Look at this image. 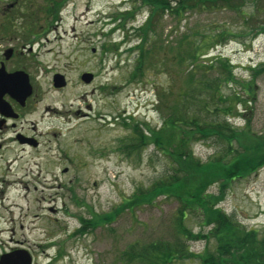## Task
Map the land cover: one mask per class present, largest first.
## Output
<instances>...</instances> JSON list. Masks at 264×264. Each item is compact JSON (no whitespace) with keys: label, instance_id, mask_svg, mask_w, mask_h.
<instances>
[{"label":"rangeland","instance_id":"374dc122","mask_svg":"<svg viewBox=\"0 0 264 264\" xmlns=\"http://www.w3.org/2000/svg\"><path fill=\"white\" fill-rule=\"evenodd\" d=\"M61 1L49 20L0 18V56L13 49L7 66L26 70L35 88L20 126L40 143L19 144L13 129H0V256L24 249L33 264H139L123 259L128 249L172 241L181 219L190 236L170 264H202L217 248L214 226L179 195L195 182L170 179L176 169L177 177L187 171L161 153L154 135L163 134L164 117L187 103L190 91L204 97L189 77L194 71L201 78L195 69L214 57L215 76L228 84L220 85L224 105H212L232 114L204 112L203 119L228 123L232 149L250 159L254 147L264 154V0L180 15L157 9L134 79L150 7L143 0H67L59 7ZM188 50L198 57H175ZM84 73L93 74L91 83ZM56 74L64 87H55ZM224 148L217 137L193 146L211 196L208 208L262 238L264 159L256 172L226 177V165L217 161Z\"/></svg>","mask_w":264,"mask_h":264},{"label":"trees","instance_id":"16d2710c","mask_svg":"<svg viewBox=\"0 0 264 264\" xmlns=\"http://www.w3.org/2000/svg\"><path fill=\"white\" fill-rule=\"evenodd\" d=\"M66 1L62 0V3ZM236 1L238 0H143V6H149L151 14L141 27H144V34L139 38L138 50L140 51L138 55L140 59L137 70L131 74V79H134L136 75H140L141 70L139 68L144 64L145 57H147V52L145 54L146 49L144 47H146L147 37L151 35L149 34L151 30V19L155 17L154 14H156L157 9L161 8L162 10L160 12L163 15L167 11L180 15L192 10H199L200 8L207 10H215L223 7L232 8L236 5ZM62 3H59V7ZM192 54H195V50L192 52L188 50L186 55L185 52L180 51L179 53L176 52L175 57H180L181 62L191 57ZM202 55L203 53L199 52V56ZM195 56L198 57L196 54ZM207 59L209 62L208 65L202 66L204 69H195L201 73V78H197L194 71L191 72L193 74L189 77L190 85H193L191 89L205 91V93L202 92L204 97H199V94L196 95L194 90L190 91L184 99L185 101L188 100L187 103L184 102L183 106L180 107L176 106L171 112L166 114L160 133L163 134H155L153 142L160 148L162 154H168V156H171L176 161V167H178V163L182 164L178 167L179 171H187V174L183 176L178 174L177 177L176 169L169 176L173 182L176 181L175 183L185 185L188 182L183 181L187 179L194 180L195 186L187 189L184 193L179 192V195H184L186 201L193 205V208H190L191 210L200 208L203 212V217L206 219L205 223L214 226L212 228V234L217 241V248L214 253L202 257V264H264V236L261 238L255 230L243 228L232 217L222 214L219 210H215L211 206L208 208V202L211 201V196L205 194L204 188L207 187V184L201 180L203 177H201L202 170L199 168L200 163L194 158V152L192 151L194 144L198 141L209 137H217L220 141L224 142L225 146L219 154L221 159L218 158L217 161H221L223 165H226V177L229 175L234 178L256 172L264 159V154L259 155L255 147L253 150L257 156L250 155L251 159L246 156L247 154H244V151L239 152L232 149L235 136L229 129L226 121L221 122L219 119H203L204 112L205 114L216 113L218 117L222 114L225 118L232 114L230 112H224L223 114L219 105H212L215 101H221L220 104L224 105L225 98L223 97L220 85L222 83L228 84V79H223L222 76H215L216 70H213L214 57H208ZM232 72L233 70H228L226 73L228 77H230L229 75ZM131 117V114H129L127 119ZM225 132H230L231 134L226 135ZM160 136L162 137L161 139L159 138ZM163 137L165 138L164 140ZM184 177L186 178L185 180ZM207 177L212 179V175H207ZM188 212L189 210L187 209L182 213L184 220L188 216ZM179 224V229L174 234L172 241L156 240L145 246L138 243L133 244L123 256V259L126 261L135 260L139 264H170L183 255V252L186 250L185 240L187 236H190L181 219Z\"/></svg>","mask_w":264,"mask_h":264},{"label":"flooded vegetation","instance_id":"af4514ba","mask_svg":"<svg viewBox=\"0 0 264 264\" xmlns=\"http://www.w3.org/2000/svg\"><path fill=\"white\" fill-rule=\"evenodd\" d=\"M40 4L39 0H0V18H6L8 23H16L19 19L27 17L28 20L33 18L44 17L45 20L55 18L58 7V0H43ZM62 3V1H61ZM64 3V2H63ZM5 25V22H4ZM16 52L13 49H8L4 52V56H0V69L4 67L8 74L15 72H24L18 68L10 69L7 62L13 60ZM27 74V73H26ZM29 76V74H27ZM31 78H29L31 84ZM32 86V92L24 102L18 101L9 93L3 95V100L9 104L7 113L0 112V129L5 130L13 129V141L19 144H25L37 148L40 143L39 140L32 135L26 133L25 129L20 126L26 114L31 112V100L35 97V88Z\"/></svg>","mask_w":264,"mask_h":264},{"label":"water","instance_id":"95a60500","mask_svg":"<svg viewBox=\"0 0 264 264\" xmlns=\"http://www.w3.org/2000/svg\"><path fill=\"white\" fill-rule=\"evenodd\" d=\"M93 79L92 73H84L82 75V80L85 83H91ZM54 85L55 87H64L66 85L65 78L60 74H56L54 76ZM31 92L32 86L26 73L19 71L8 74L4 67L0 69V112L2 114L7 113L10 107L3 100L5 93H9L18 101L24 102ZM0 264H33V259L27 250L19 249L0 256Z\"/></svg>","mask_w":264,"mask_h":264}]
</instances>
